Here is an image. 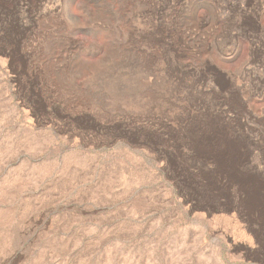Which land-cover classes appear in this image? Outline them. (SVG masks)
Returning a JSON list of instances; mask_svg holds the SVG:
<instances>
[{
  "label": "rangeland",
  "instance_id": "1",
  "mask_svg": "<svg viewBox=\"0 0 264 264\" xmlns=\"http://www.w3.org/2000/svg\"><path fill=\"white\" fill-rule=\"evenodd\" d=\"M0 264H264V0H0Z\"/></svg>",
  "mask_w": 264,
  "mask_h": 264
},
{
  "label": "bare ground",
  "instance_id": "2",
  "mask_svg": "<svg viewBox=\"0 0 264 264\" xmlns=\"http://www.w3.org/2000/svg\"><path fill=\"white\" fill-rule=\"evenodd\" d=\"M193 5V4H192ZM188 13V12H187Z\"/></svg>",
  "mask_w": 264,
  "mask_h": 264
}]
</instances>
